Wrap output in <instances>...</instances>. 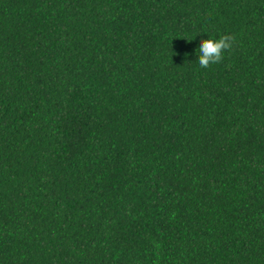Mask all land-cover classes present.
Returning <instances> with one entry per match:
<instances>
[{"label": "trees", "instance_id": "16d2710c", "mask_svg": "<svg viewBox=\"0 0 264 264\" xmlns=\"http://www.w3.org/2000/svg\"><path fill=\"white\" fill-rule=\"evenodd\" d=\"M0 264H264V0H0Z\"/></svg>", "mask_w": 264, "mask_h": 264}, {"label": "clouds", "instance_id": "9594fccd", "mask_svg": "<svg viewBox=\"0 0 264 264\" xmlns=\"http://www.w3.org/2000/svg\"><path fill=\"white\" fill-rule=\"evenodd\" d=\"M192 41L194 38H185ZM235 37L232 35H221L219 38L207 35V38L201 37L198 44V53L196 56L201 68H208L210 65L217 64L222 61L224 53L233 47Z\"/></svg>", "mask_w": 264, "mask_h": 264}]
</instances>
